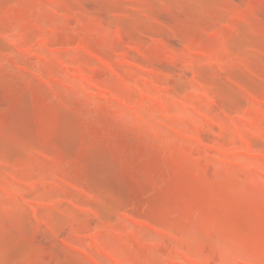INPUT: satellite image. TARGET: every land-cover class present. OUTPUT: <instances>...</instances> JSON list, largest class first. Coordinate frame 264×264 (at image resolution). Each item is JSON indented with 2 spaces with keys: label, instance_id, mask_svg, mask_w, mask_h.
I'll return each instance as SVG.
<instances>
[{
  "label": "rangeland",
  "instance_id": "1",
  "mask_svg": "<svg viewBox=\"0 0 264 264\" xmlns=\"http://www.w3.org/2000/svg\"><path fill=\"white\" fill-rule=\"evenodd\" d=\"M0 264H264V0H0Z\"/></svg>",
  "mask_w": 264,
  "mask_h": 264
}]
</instances>
